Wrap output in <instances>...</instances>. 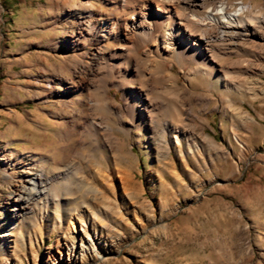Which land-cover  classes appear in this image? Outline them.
Listing matches in <instances>:
<instances>
[{
  "label": "rangeland",
  "instance_id": "rangeland-1",
  "mask_svg": "<svg viewBox=\"0 0 264 264\" xmlns=\"http://www.w3.org/2000/svg\"><path fill=\"white\" fill-rule=\"evenodd\" d=\"M224 2L262 18L187 49L0 0V264H264V0Z\"/></svg>",
  "mask_w": 264,
  "mask_h": 264
},
{
  "label": "bare ground",
  "instance_id": "bare-ground-1",
  "mask_svg": "<svg viewBox=\"0 0 264 264\" xmlns=\"http://www.w3.org/2000/svg\"><path fill=\"white\" fill-rule=\"evenodd\" d=\"M129 10L131 11L127 12L123 19L118 20L123 31L161 40L165 47H169L171 42H177L180 48L187 49L192 46L199 48L207 43L206 31L209 29L216 31L221 40L239 39L254 25L255 20L262 18L258 15L246 16V13L251 11L250 6L237 9L224 2L205 7L203 0H142L139 6ZM127 35L125 38L129 39ZM97 61L98 54H90V62L95 64ZM37 187L38 181L35 180L32 188L26 192L31 193L37 190ZM16 200L23 204L21 197Z\"/></svg>",
  "mask_w": 264,
  "mask_h": 264
}]
</instances>
